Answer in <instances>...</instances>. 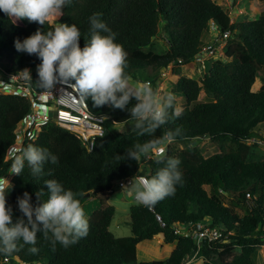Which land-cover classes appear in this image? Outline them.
Instances as JSON below:
<instances>
[{
  "label": "trees",
  "instance_id": "trees-1",
  "mask_svg": "<svg viewBox=\"0 0 264 264\" xmlns=\"http://www.w3.org/2000/svg\"><path fill=\"white\" fill-rule=\"evenodd\" d=\"M258 1L259 18L235 22L215 0H71L61 17H52L44 25L8 17L0 11V62H5L6 71L0 70L5 74L33 70L27 85L37 92H43L35 73L41 60L35 54L18 52L15 41L22 42L38 29L49 31L56 23L75 24L83 48L90 36L89 18L100 13L128 54L125 72L129 79L141 74L157 91L161 71L173 66L177 78L171 92L175 108L177 97L185 101L179 117L170 116L152 136H140L130 130L133 121L127 111L107 105L96 108L89 98L91 111L107 118L106 133L96 140L93 152L76 134L54 123L45 125L37 140L29 144L49 149L59 161L45 165V173L51 175L33 177L27 166L20 176L14 175L7 205L13 208L15 220L21 216L17 198L26 191L36 203L35 193L47 191L43 182L55 179L76 193L89 222V233L68 248L57 244L55 249L38 234L37 254L28 251L30 245H24L11 255H0V264L4 258L10 259L9 264H182L198 251L204 264H254L257 250L264 247V156L258 145L248 144L257 137L255 130L264 128V0ZM161 24L166 50L153 46ZM212 24L223 32L231 30L233 35L225 47V58L207 63L205 77L198 81L185 75L183 67L199 55L205 45L203 36ZM258 79L263 86L254 92V85H260ZM203 91L209 101H200ZM30 112L26 97L0 92V178L9 174L12 159H8V151L15 146L19 123ZM178 127L181 136L164 143L167 149L162 157L148 159L147 155L138 162L116 159L134 144L155 140ZM199 139H210L219 153L206 157L194 144ZM179 143L187 147L176 151L173 146ZM168 157L181 161L183 182L177 186L175 196L151 208L133 205V235L116 237L111 225L117 211L102 194L116 182L136 177L142 169L151 179ZM240 206L243 215L237 211ZM198 224L219 229L222 238L202 240L198 245L194 237L184 234L186 228ZM161 235L166 249L171 250L177 243L170 258L139 262L138 257L146 256L143 246L149 241L155 238L164 244Z\"/></svg>",
  "mask_w": 264,
  "mask_h": 264
},
{
  "label": "clouds",
  "instance_id": "clouds-1",
  "mask_svg": "<svg viewBox=\"0 0 264 264\" xmlns=\"http://www.w3.org/2000/svg\"><path fill=\"white\" fill-rule=\"evenodd\" d=\"M235 1L228 0L229 9L233 8ZM70 2L71 0H0V11L8 17L27 19L44 25L52 17L56 19L61 17L63 8ZM220 6L225 7L223 4ZM89 20L90 36L85 40L83 48L79 43L81 32L75 24L69 26L56 23L49 31L38 29L22 42L19 39L15 41L18 52L35 54L41 60L37 67L39 77L37 86L44 92H49L56 84L69 85L85 102L90 98L96 108L107 105L113 109L127 111L133 121L130 130L140 136H152L168 123L170 116L179 117L180 112L175 108L173 93L169 92L163 96L158 94L150 81L138 82L135 86L130 85L129 76L125 72L128 54L123 46L116 42L118 34L103 22L100 13H94ZM232 22L235 21L232 19ZM214 27L217 26L212 24L207 31L212 34V39L207 43L204 42V47L195 59L197 65H201L199 58L203 48L213 43L216 35L227 32L221 31L219 27L215 32ZM228 31L231 37L233 34L231 30ZM228 40L223 46L218 47L214 57L207 59L205 71L207 63L211 60L225 58ZM220 51L222 54L219 53ZM167 70H170V73ZM31 73L33 75V72ZM31 73L30 70L25 69L20 74L32 81ZM163 73L174 77L173 66L161 71L158 86L166 79L162 77ZM71 81L74 83H70ZM181 132V128L178 127L166 131L163 136L155 140L136 143L116 159L138 162L158 145L163 144L161 146L167 149L164 143L174 142L181 136ZM58 161V156L49 149L33 144H28L19 154L12 153L9 169V174H12L11 185L6 180L8 175L0 178V255H11L24 245H30L28 251L37 254L39 249L35 245L38 234L49 240L53 249L57 244L68 248L88 235L89 222L76 193L66 189L55 179L43 182L47 191L41 190L35 193L36 203L32 202V195L26 191L17 198V207L21 216L15 220L13 208L7 205L6 196L9 192L8 188L11 190L14 175L20 176L26 166L33 177L51 175L50 172L45 173V165L48 163L55 165ZM162 163L164 166L151 179L136 176L127 185L122 186L123 192L138 202L137 204L148 208L167 197L175 196L177 186L182 185L183 182V173L179 167L181 161L178 158L168 157ZM141 172L145 173L144 169L140 170ZM118 182L109 190L114 191L118 188ZM45 195H47L46 200L43 199ZM188 258L191 260L192 256ZM197 259L199 260L194 259L193 264H204V257L199 258L198 255Z\"/></svg>",
  "mask_w": 264,
  "mask_h": 264
},
{
  "label": "built area",
  "instance_id": "built-area-1",
  "mask_svg": "<svg viewBox=\"0 0 264 264\" xmlns=\"http://www.w3.org/2000/svg\"><path fill=\"white\" fill-rule=\"evenodd\" d=\"M213 30L218 31L217 27ZM230 37V32L220 33L215 36L214 42L203 48L199 61L205 67L207 59L214 57L218 47L223 46L224 42ZM5 72V70H3ZM7 74L8 80H0V92L5 94H17L26 97L31 104V112L19 123L16 134V143L8 151V159H12V153H21L30 141H36L43 127L48 123H54L74 134H76L89 152H93L96 140L104 137L106 133L107 118L91 111L89 101L85 102L74 92L69 85L56 84L49 92H37L27 85L29 81L22 74ZM163 78L168 74L163 73ZM32 78V73H31ZM74 83V82H70ZM152 85V84H151ZM257 137L248 140L249 145L264 147V128L255 130ZM162 149V150H161ZM166 147L160 146L152 150L147 156L148 159L161 157L165 154ZM136 176H143L148 179L144 172ZM134 178V177H133ZM133 178L121 180L117 183L118 188L127 185ZM113 192V189L110 190ZM250 197V195H248ZM179 233V231L177 232ZM184 234L194 237L200 245L202 240L209 242L217 241L222 238V232L217 229L205 227L198 224L196 227L186 228ZM199 251L191 259H197ZM10 259L4 258L1 264H9ZM182 264H191L190 258Z\"/></svg>",
  "mask_w": 264,
  "mask_h": 264
},
{
  "label": "rangeland",
  "instance_id": "rangeland-1",
  "mask_svg": "<svg viewBox=\"0 0 264 264\" xmlns=\"http://www.w3.org/2000/svg\"><path fill=\"white\" fill-rule=\"evenodd\" d=\"M215 1L218 5H220L221 3L225 5L224 10L228 13H231L230 15L232 16V19L234 21L253 20L259 17L261 14L258 8V4H259L258 0H241L242 3L244 2L246 3L244 6L241 5L236 7L233 6V8L230 9L228 8V0H215ZM22 20L24 22H28L27 19H22ZM164 33H165L164 25L161 24L160 34L154 40V45H153L156 50L167 49V40L165 39ZM211 39H212V34L205 33L202 40L207 43ZM219 53L222 54V51H220ZM0 66H1V70H5L6 64L4 61L0 62ZM204 69L205 68L203 66L197 65L196 61L194 60V62H192L190 65L183 67V72L185 75L189 76L190 78L201 81L206 74V71ZM1 70H0V80H6L7 75L3 73ZM31 72L34 71L30 70V73ZM163 72H165V70ZM167 72L170 73V70H167ZM35 73H37V69L35 70ZM136 76L137 78L129 79V83L131 86H135L138 82L148 81V79L141 74H137ZM257 81L259 82L260 85L263 84V82L260 79H258ZM176 82H177V78L175 76L173 77L172 75H169L168 78L163 80L161 85L157 86L158 94L163 96L169 92H172V89L175 86ZM257 87L258 85L257 86L254 85L253 87L254 92L259 91L258 90L259 88ZM200 101L201 102L209 101V98L206 97L204 91L200 96ZM177 103H178L177 110L181 112V110H183L185 107V101L181 97H177ZM118 129L122 130V128L120 127ZM194 144L201 149L202 153L206 157H210L216 153H219L218 146L214 144L210 139L198 140L195 141ZM173 147L177 151V150L185 149L187 146L185 143H179V144H174ZM260 152L264 156V147L260 148ZM11 176L12 174H8V176L6 177V180L9 182L10 185H11ZM207 190L209 191L210 188H207ZM110 192L111 191L109 190V192L103 193L102 197L108 198L109 199L108 203L110 205H113L117 211L116 217L111 225V232L116 237H130L133 235L131 231L130 211H131V207L133 205H136L138 202H136L132 197L128 196L125 192H123L122 188H115L113 192L111 193ZM89 201H92V199H90ZM227 204L229 205V203ZM237 211L242 215L244 214V208L242 209L241 206L237 209ZM149 242H150L149 245L143 246V251L146 252L145 253L146 256L144 255V257L141 258L138 257L139 262L145 263V262L166 260L165 257H167V253H168L166 250H170V249H166L167 244H165L164 242L163 245H160L159 241H156L155 238ZM172 245H173L172 249H176L177 243ZM171 250L169 252H171ZM172 251L174 252V250ZM173 252H171L170 254L172 255ZM190 261L191 264H193L194 259H191ZM253 261L254 264H264V247L257 250L255 256L253 257ZM204 263H205V259H204ZM14 264H20V263L16 262Z\"/></svg>",
  "mask_w": 264,
  "mask_h": 264
},
{
  "label": "crops",
  "instance_id": "crops-1",
  "mask_svg": "<svg viewBox=\"0 0 264 264\" xmlns=\"http://www.w3.org/2000/svg\"><path fill=\"white\" fill-rule=\"evenodd\" d=\"M222 4V3H221ZM246 3L244 2V3H242V1L241 0H237V2L235 3V5H233L234 7H236V6H244ZM224 5V4H223ZM263 86V84L262 85H259L257 88H259L258 90H260V88ZM162 240H163V242H164V237L162 236ZM172 250H175V249H172ZM171 250V252H173ZM171 252H169V253H171ZM169 253H167V256L169 255ZM170 256H171V254L166 258V260L168 259V258H170Z\"/></svg>",
  "mask_w": 264,
  "mask_h": 264
}]
</instances>
